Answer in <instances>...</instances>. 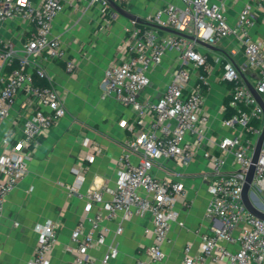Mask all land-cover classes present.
<instances>
[{
    "label": "built area",
    "instance_id": "built-area-1",
    "mask_svg": "<svg viewBox=\"0 0 264 264\" xmlns=\"http://www.w3.org/2000/svg\"><path fill=\"white\" fill-rule=\"evenodd\" d=\"M114 1L126 4L132 0ZM181 1L182 6L170 3L157 8L148 20L218 47H223L229 38L231 43L224 50L213 52L208 48L201 50L195 40L185 36L162 34L159 28L136 25L130 30L127 56L105 69L102 84L104 97L113 96L136 114L133 121H121L134 136L117 160L121 171L116 186L87 191L88 208L92 202H103V209L81 219L74 228L73 244L68 247L73 253L69 264H92L89 250L106 240L108 229L103 226L104 220L116 219L120 214L124 219L152 216L153 226L146 229L152 236L148 257L139 258L134 264H156L165 258L163 246L178 216L175 205L185 200L187 190L183 182L160 178L152 170L160 159L188 166L203 144H210V113L203 92L210 84L209 74L215 63L221 64V80L230 85L229 106L234 109L231 116L222 118L221 126L232 129L233 134L212 141L217 151H204L212 170L206 217L216 224L202 235L196 253H192L191 244L185 247L183 264H264V220L253 215L242 198L252 153L264 126V108L238 69L239 66L264 101V36L254 38L250 32L255 12H264V0L247 3L234 25L227 19L225 0ZM68 3L84 13L97 9L101 29L118 18L109 0H0V125L22 98L13 128L2 139L0 219L8 194L27 175L40 139L67 114L65 100L43 61L65 60L67 71H76V59L68 57L61 37L53 34L54 21ZM169 50L177 53V66L165 90L157 101L143 102L140 94L151 82L150 73ZM146 118H150L149 127L136 132ZM90 144L86 139L85 145ZM229 153H233L237 168L227 172L224 166ZM135 154L136 163L132 161ZM84 159L93 161L94 155L87 153ZM85 171V166L75 169L78 187ZM70 188L76 191L77 185ZM252 188L258 197L252 198L253 204L264 211V144ZM104 189L112 194L106 202ZM85 220L90 223L88 231ZM122 230L120 225L117 232ZM35 231L38 243L28 264H50L58 243L59 225L47 220L37 224ZM118 253L116 246H110L102 264H108Z\"/></svg>",
    "mask_w": 264,
    "mask_h": 264
},
{
    "label": "crops",
    "instance_id": "crops-1",
    "mask_svg": "<svg viewBox=\"0 0 264 264\" xmlns=\"http://www.w3.org/2000/svg\"><path fill=\"white\" fill-rule=\"evenodd\" d=\"M257 1L225 0L229 23L234 25L242 8ZM170 3L183 5L181 0H132L119 4L129 16L114 8L118 18L105 29L100 28L101 21L95 8L84 13L68 3L55 19L53 34L61 37L68 57L76 59L77 68L74 73L68 72L65 60L44 59L43 64L65 100L67 114L40 139L27 175L5 200L0 219V264H28L38 243L35 226L47 220L59 225L58 243L53 249L50 264H69L72 260L73 253L68 247L73 244L71 235L74 228L81 219L103 209V202H92L88 208L90 201L86 193L91 188L116 186L121 171L117 160L124 153L128 140L134 136V132L121 124L122 120L133 121L136 118L134 111L113 96H103L104 71L127 56L130 30L136 25L153 27L148 17L157 8ZM161 30L162 34H174ZM250 32L254 38L264 36V12H255V24ZM230 40L232 38L226 39L223 47L213 52L224 50ZM176 57L175 51H167L162 63L151 71V82L140 94L143 102H155L163 94L170 74L177 66ZM241 60L244 62L243 57ZM221 73V64L215 63L213 72L209 74L210 84L203 92L205 106L210 113V144L206 141L188 166L181 167L172 160L160 159L153 167L155 175L183 182L187 190L185 200H179L175 205L178 216L172 222L163 246L166 256L156 264H183L185 247L191 244L192 253H196L202 235L216 224L206 217L211 200L208 185L212 170L204 151L207 148L217 151L212 141L233 134L232 129L221 126L225 100L230 96L228 85L221 80ZM21 99L0 125V153L4 150L2 139L13 128L12 121ZM149 122L150 118H146L136 132L149 127ZM86 139L92 144L85 145ZM87 153L94 155L93 161L84 159ZM132 161H138L137 154L132 156ZM80 166H85L86 171L78 187L75 169ZM236 168L234 155L229 153L224 171ZM76 185L77 190L72 191L70 187ZM103 192L104 202L110 200L112 194L106 189ZM120 225L123 230L118 233ZM103 226L108 229L106 240L89 250L94 259L92 264H102L110 246H116L119 253L108 264H134L137 259L148 257L152 236L146 233V229L153 226L150 214L131 219H124L120 214L116 219L104 220ZM89 228L90 223L85 220V230Z\"/></svg>",
    "mask_w": 264,
    "mask_h": 264
},
{
    "label": "water",
    "instance_id": "water-1",
    "mask_svg": "<svg viewBox=\"0 0 264 264\" xmlns=\"http://www.w3.org/2000/svg\"><path fill=\"white\" fill-rule=\"evenodd\" d=\"M109 1H110L111 5L118 12L123 13L126 16H129L117 2H115L114 0H109ZM150 24L153 27H155V28L167 30V31H170V32H172L174 34L182 35V36H185V37H187L189 39L195 40L199 44V47H200L201 50H203L205 48L211 49L213 51L219 49L218 46L213 45L211 43H207L205 41H202L201 39L197 38L195 35H190V34H187V33H183V32H180L178 30H175V29H172V28H169V27H163V26H160V25H158L156 23H150ZM238 69H239L243 79L245 80L248 88L250 89V91L253 93V95L257 98V100L261 103V105L264 108V101H263L261 95L255 89L254 84L247 78L246 74L240 69L239 66H238ZM263 144H264V126H263V129H262V131H261V133H260V135H259V137H258V139L256 141L255 149H254V151L252 153L251 163H250L249 169L247 171L246 180H245V183H244V186H243V190H242V198H243V201H244L247 209L253 215H255V216H257V217H259V218L264 220V211L259 209L258 207H256L253 204V202H252V198L253 199H257L258 198L256 193L254 192V190L252 188V185H253V179H254V174H255L256 163L258 161V158H259V155H260V152H261Z\"/></svg>",
    "mask_w": 264,
    "mask_h": 264
},
{
    "label": "trees",
    "instance_id": "trees-1",
    "mask_svg": "<svg viewBox=\"0 0 264 264\" xmlns=\"http://www.w3.org/2000/svg\"><path fill=\"white\" fill-rule=\"evenodd\" d=\"M161 30V29H160ZM162 31V30H161ZM209 59L210 60H212V58H211V55H209ZM228 85V84H227ZM228 88H230V85H228ZM229 97L228 98H226V100H225V106H226V109H225V111H224V117H229V116H231L232 114H233V112H234V109L233 108H231L230 106H229Z\"/></svg>",
    "mask_w": 264,
    "mask_h": 264
},
{
    "label": "rangeland",
    "instance_id": "rangeland-1",
    "mask_svg": "<svg viewBox=\"0 0 264 264\" xmlns=\"http://www.w3.org/2000/svg\"><path fill=\"white\" fill-rule=\"evenodd\" d=\"M260 196V195H259ZM261 198V197H260Z\"/></svg>",
    "mask_w": 264,
    "mask_h": 264
}]
</instances>
